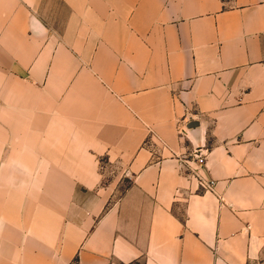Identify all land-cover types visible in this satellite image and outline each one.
Here are the masks:
<instances>
[{"label": "crops", "instance_id": "obj_1", "mask_svg": "<svg viewBox=\"0 0 264 264\" xmlns=\"http://www.w3.org/2000/svg\"><path fill=\"white\" fill-rule=\"evenodd\" d=\"M263 245L264 0H0V264Z\"/></svg>", "mask_w": 264, "mask_h": 264}, {"label": "built area", "instance_id": "obj_2", "mask_svg": "<svg viewBox=\"0 0 264 264\" xmlns=\"http://www.w3.org/2000/svg\"><path fill=\"white\" fill-rule=\"evenodd\" d=\"M194 158H195L196 164L199 167H201V166L206 164V154L205 153H203L201 151L200 152L196 151L194 153ZM212 186H213L212 184H209L207 187H208V189H212Z\"/></svg>", "mask_w": 264, "mask_h": 264}, {"label": "rangeland", "instance_id": "obj_3", "mask_svg": "<svg viewBox=\"0 0 264 264\" xmlns=\"http://www.w3.org/2000/svg\"><path fill=\"white\" fill-rule=\"evenodd\" d=\"M128 185H129V183H128L127 181H124V182L122 183L121 190H124L125 188H127ZM254 264H264V245H263V249H262V252H261V254H260L259 259H258L257 262L254 263Z\"/></svg>", "mask_w": 264, "mask_h": 264}]
</instances>
